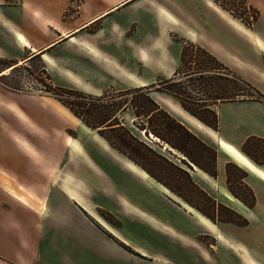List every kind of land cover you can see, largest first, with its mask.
Wrapping results in <instances>:
<instances>
[{
  "label": "rangeland",
  "instance_id": "rangeland-1",
  "mask_svg": "<svg viewBox=\"0 0 264 264\" xmlns=\"http://www.w3.org/2000/svg\"><path fill=\"white\" fill-rule=\"evenodd\" d=\"M73 1L66 10L62 11L65 8L63 5L55 7L60 24L61 21L71 24L70 21L76 16L80 2ZM257 1L259 5L253 4L251 0H211L206 4L205 0H175L179 18L170 34L171 24L168 22H152L145 19V8L162 0H146L142 5H127L118 12L119 15L123 14L122 19H131L127 34L112 37L109 31L97 33L99 24L96 23L87 28L84 35L88 39L91 38L95 46L109 44L108 55L120 66L122 80L128 76L126 71L139 73L140 60L158 61L162 67L166 63V53L175 54L174 44L183 39L213 45L214 49L222 50L224 56L233 55L230 56L227 68L223 65L224 67L218 70L215 68L218 64L210 55L189 47L185 52L184 61L180 60L174 72L177 74H173L169 84L163 83V80L146 86L152 91L168 94L174 104L179 106L167 103L170 110H166L170 114L183 116L201 132H205L206 129L201 123L185 113L188 111L181 105L174 94L175 91L183 94L182 98L187 106L208 118H212V113L208 111V107L201 108L196 100L201 98L207 100L204 104H209L215 97L232 96L241 92L244 96L254 93L256 100L264 101V0ZM70 24L68 28L76 27V24ZM182 35L185 38L181 37ZM57 38L59 36L54 37ZM73 43H64L61 46L60 52L55 56L56 69H59L58 64L61 65ZM11 63V60L0 59L1 131L7 132L10 128L7 120L9 116L14 117L15 112L20 119L19 121L16 117L18 130L25 135L17 134V139L31 156L39 158L36 146H43L50 152L49 148H54L56 144L63 145L67 158L63 162L58 159L56 174L65 173L70 176L81 167V186L89 201L98 207L97 211L104 220L119 228L122 234L137 246L136 252L140 256L154 259V262L157 259H177L179 264H264V181L227 153L220 146L219 137H214L216 142L199 137L208 148L193 145L190 149L193 157L206 169L211 170L217 165V176L213 177L178 149L153 134L148 137L144 130L135 126L134 120L139 119L131 108L119 114L126 128L137 138L147 142L155 153L165 156L158 157L151 152L150 155L154 159L146 160V164L154 173L163 177L170 188L111 146L97 128L84 123L59 100L61 98L63 101L73 102L79 109L88 105L90 100L68 96L57 89L63 87L81 90L75 85L78 82L73 75L64 73L62 76H56L57 81L66 85L57 84L44 68L40 58L18 67L11 66ZM84 66V72L92 78L109 79L93 61H84ZM200 68L205 70L203 74L198 72ZM4 70H7L6 73H3ZM236 76L249 82L257 91L254 92L246 83L235 80ZM117 92L119 90L108 89L98 95L85 93L111 98ZM142 100L145 102L144 98ZM112 101L92 103L108 105ZM29 108L42 109L51 115L49 132L35 126V122L24 111ZM142 118L144 121L145 118ZM217 130L223 134L224 130L219 127ZM218 146L228 155L220 154ZM238 149L264 171L263 139L255 135L250 136ZM53 152L56 156L61 155L58 149ZM41 161L48 166L47 159ZM221 163L224 165L223 173L218 169ZM227 164L230 168L229 178L226 172ZM183 169L190 174L194 184L207 195L202 194L189 182V177ZM45 173L42 171L41 175H46ZM2 177L8 181L5 185L11 192L17 193L13 187L19 188L26 196L40 203V198L45 193L41 185L17 180L16 175L9 172ZM72 187H75V184L72 183ZM249 189H252L256 196V203L252 207L236 197L238 195L249 201ZM18 197L28 204H36L22 193ZM213 199L220 203V206H214ZM229 209L240 214L244 210L247 215H242L248 219V224L238 225L224 221L226 217H233ZM197 216L215 226L210 225L207 228L200 223ZM212 237L217 239L215 249L209 245V239ZM124 247L133 251L130 246V249Z\"/></svg>",
  "mask_w": 264,
  "mask_h": 264
},
{
  "label": "crops",
  "instance_id": "crops-1",
  "mask_svg": "<svg viewBox=\"0 0 264 264\" xmlns=\"http://www.w3.org/2000/svg\"><path fill=\"white\" fill-rule=\"evenodd\" d=\"M144 1L146 0H79V10L70 21L71 24L68 21H61L60 24L55 7L63 5L65 8L62 11L66 10L73 0H0V59L11 60V66L18 67L40 58L54 82L66 85L57 81V77L64 73L73 75L77 79L78 83L75 85L78 88L95 95L108 89L123 91L170 79L181 60V42L176 41L174 44L175 54L166 53V63L162 67L158 61L140 60L139 73L126 71L128 76L122 80L120 66L108 55L109 44L95 46L92 39L84 35V31L96 23L99 24L97 33L109 31L112 37L127 34L131 19H122L123 14L119 15L118 12L127 5H142ZM207 1L211 0H205V4ZM251 1L259 5L257 0ZM144 11L146 20L168 22L171 24L170 34L174 31V24L179 18L175 0H162L146 7ZM225 23L232 29L230 24L226 21ZM69 24H76V27L68 28ZM179 34L181 35L180 32ZM55 36L59 38L54 39ZM181 37L185 38L183 35ZM69 42H74V45L63 58L61 65L58 64L59 69H56L55 56L60 52L61 46ZM194 42L224 65H229L230 56L233 55L224 56L223 51L214 49L213 45ZM256 44L260 46L259 43ZM88 60L93 61L109 79L92 78L85 73L84 61ZM151 96L165 109H169L167 103L179 107L164 92L151 91ZM208 108L217 112L219 128L224 130L223 134L188 112L185 113L201 123L206 129L205 132H201L183 116H178L172 111L171 113L177 119L180 118L179 120L195 135L211 142H216L214 137H219L238 149L250 136L255 135L264 140V101L237 99L210 104ZM24 111L38 129L50 131L51 115L38 108ZM14 115L8 117L10 128L7 132L0 129V264H179L177 259H157L154 262V259L140 256L137 246L130 242L119 228L104 220L97 211L98 207L89 201L81 186V167L70 176L65 173L56 174L58 159L63 162L67 158L63 145L56 144L54 148H49V152L43 146L32 143L38 149L39 158L31 156L17 139L16 135L23 132L18 130L15 112ZM54 149H58L61 155L56 156ZM218 149L220 154L227 156L229 153L219 146ZM44 159L48 160L47 167L41 161ZM218 169L223 173V163L219 164ZM42 171L46 172V175L42 176ZM8 172L16 175L17 180L41 185L45 193L40 198V203L26 196L19 188L13 187L15 192L22 193L36 204H28L18 197L20 193L11 192L5 185L8 181L2 177ZM72 183L75 187H72ZM244 210L241 213L246 216ZM197 218L207 228L214 225L212 222L208 224L200 216ZM122 245L130 246L133 251Z\"/></svg>",
  "mask_w": 264,
  "mask_h": 264
},
{
  "label": "trees",
  "instance_id": "trees-1",
  "mask_svg": "<svg viewBox=\"0 0 264 264\" xmlns=\"http://www.w3.org/2000/svg\"><path fill=\"white\" fill-rule=\"evenodd\" d=\"M7 1L13 2L15 0H7ZM180 41L182 43V52H181L182 62L184 61L183 58H184L186 50H188V48L190 47V48L199 49L200 51L207 53L208 55H210V57L215 59L216 63L218 64V66H216L215 68H217L218 70L224 67L223 66L224 63H222L219 59H217L214 55L209 53L206 49H204L198 43L192 42L190 40H185V39L180 40ZM224 68L226 69L227 66ZM198 72L200 74H203L205 70L200 68ZM176 74L177 72L174 75ZM234 78L238 82L246 83L254 92L257 91V89L254 86H252L249 82H246L243 78H240L238 76ZM170 82H171L170 79H166L163 81V83H166V84H169ZM57 89L66 93L68 96L80 97L82 99L90 100L87 106L84 105L82 106L83 109H79L75 105V103L70 102V101L69 102L63 101L61 98L59 99L66 107H68L84 123H86L92 128H97L99 133L109 142L111 146L118 149L120 152L125 154L129 159L139 164L142 168H144L154 178L162 182L164 185L171 188L169 183H167L163 177L154 173V171L150 167H148L146 164V160L152 161V159H154V157L150 155L151 152L155 153L154 150L151 148V146L147 142L137 138L131 132V130L126 128L125 124L120 120L119 114L123 111H126L128 108H131L135 117L139 119L138 121L134 120L135 126L139 127L141 130H144L145 134L148 137H150L151 134H153L154 136L166 142L173 148H176L179 151H181L188 158H190L192 162L198 164L201 168L207 171L211 176L213 177L217 176V165L211 170L206 169L193 157V154L190 151L191 146L193 145L195 146L200 145L205 148H208V146H206V144L202 142L197 135H195L192 131H190L189 128L182 123V121L174 117L164 107H162L151 96L152 90L149 87H137V88H131V89L119 91L117 92V94H115L111 98H108V96H93L91 94H86L85 92L81 90H77V89H66L63 87H58ZM174 94L179 99L183 108L186 109L190 114H192L197 119H199L202 123L210 126L211 128L215 130L218 129L219 122H218V114L216 111L208 108L209 109L208 111L212 113V118L205 117L198 111H195L189 106H187L186 101L183 100L182 98L183 96L182 93L175 91ZM240 94H243V93L239 92L236 95L225 96L221 98L215 97V100H213L212 103L215 104L221 101H230V100H237V99H255L256 98L254 93L250 95H246V96H244V94L243 95H240ZM143 98L145 102H143L142 100ZM103 100H108V101L113 100V101L112 103H109L108 105L107 104L98 105V104L92 103L96 101L103 102ZM196 101H198L197 103H200L199 106L204 109L205 107H208V105L212 104V103L204 104V103H207V100H204L201 98ZM142 117L145 118L144 120L145 122L142 120L143 119ZM109 131L113 133L108 134L107 132ZM245 152L248 154L247 151ZM155 154L158 157H165L163 156V154L158 153V152ZM216 154L217 152L215 151V155ZM183 171L189 177L188 178L189 182L193 184L196 188H198V186L194 184L192 178L190 177V174L184 169ZM226 172L229 178L230 168L228 164L226 165ZM198 189L200 190L202 194L207 195L206 192H204V190L200 188ZM249 192L251 196V199L249 201L245 199L244 197H239L236 194L235 195L236 197L241 199V201H243L246 205H248L249 207H252L256 203V196L254 192L252 191V189H249ZM213 204L214 206L215 205L220 206V203H218L214 199H213ZM229 211L232 213L233 217H228V218L226 217L224 218V221L232 222L238 225L248 224V219L244 217L242 214L232 209H229ZM204 213L207 216H209L208 213L206 212Z\"/></svg>",
  "mask_w": 264,
  "mask_h": 264
},
{
  "label": "bare ground",
  "instance_id": "bare-ground-1",
  "mask_svg": "<svg viewBox=\"0 0 264 264\" xmlns=\"http://www.w3.org/2000/svg\"><path fill=\"white\" fill-rule=\"evenodd\" d=\"M264 48V47H263ZM14 66V65H13ZM7 70H4L3 73H6ZM59 141V140H58ZM66 141V140H65ZM58 143V142H56ZM68 143V142H67ZM220 146L226 149L233 158L242 163L245 167H247L254 175L258 176L260 179L264 181V171L261 170L254 162H252L245 154L240 152L239 149H236L230 145H228L223 140H220ZM227 145V147H225ZM232 199V197H230Z\"/></svg>",
  "mask_w": 264,
  "mask_h": 264
},
{
  "label": "flooded vegetation",
  "instance_id": "flooded-vegetation-1",
  "mask_svg": "<svg viewBox=\"0 0 264 264\" xmlns=\"http://www.w3.org/2000/svg\"><path fill=\"white\" fill-rule=\"evenodd\" d=\"M216 238L212 237L209 239V245L211 246V248L215 249L217 246H216Z\"/></svg>",
  "mask_w": 264,
  "mask_h": 264
},
{
  "label": "snow or ice",
  "instance_id": "snow-or-ice-1",
  "mask_svg": "<svg viewBox=\"0 0 264 264\" xmlns=\"http://www.w3.org/2000/svg\"><path fill=\"white\" fill-rule=\"evenodd\" d=\"M21 39H23V37H21ZM225 147H227V145H225Z\"/></svg>",
  "mask_w": 264,
  "mask_h": 264
}]
</instances>
